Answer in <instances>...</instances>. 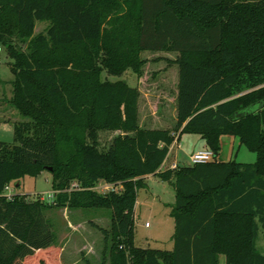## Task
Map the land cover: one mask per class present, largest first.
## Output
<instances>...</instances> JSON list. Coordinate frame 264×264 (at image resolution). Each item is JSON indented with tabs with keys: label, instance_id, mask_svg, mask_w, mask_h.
<instances>
[{
	"label": "trees",
	"instance_id": "trees-1",
	"mask_svg": "<svg viewBox=\"0 0 264 264\" xmlns=\"http://www.w3.org/2000/svg\"><path fill=\"white\" fill-rule=\"evenodd\" d=\"M0 45L18 114L13 143L0 141V264H62L44 215L57 208L112 211L108 264H264V0H0ZM148 51L176 54L172 128L142 127L138 88L101 78L140 76ZM101 131L117 132L107 149ZM177 133L200 136L213 159L161 170ZM223 136L255 162L219 160ZM45 170L52 198L7 195ZM147 175L175 189L169 251L134 243ZM101 180L115 189L96 191Z\"/></svg>",
	"mask_w": 264,
	"mask_h": 264
},
{
	"label": "rangeland",
	"instance_id": "rangeland-1",
	"mask_svg": "<svg viewBox=\"0 0 264 264\" xmlns=\"http://www.w3.org/2000/svg\"><path fill=\"white\" fill-rule=\"evenodd\" d=\"M47 21H36L34 34L44 32ZM146 59L142 74L139 76L128 69L120 76H112L106 71L101 73L105 80H125L129 86L137 87L139 98V123L147 128H172L175 124V88L177 66L173 52H143ZM9 57L5 51L0 54V141L13 143L12 119L18 117L9 99L12 97L13 74L10 71ZM14 115V116H13ZM3 117V118H2ZM21 117L19 116V119ZM117 135L115 131L99 132L98 147L107 149ZM196 135L184 134L179 149L186 155L181 164L189 162L188 151L192 148ZM193 140V141H192ZM192 145V146H191ZM178 150L176 146L174 151ZM219 159L235 160L242 163H254L256 153L239 144L237 138H222ZM18 183V185H16ZM146 185L137 190V202L134 209V243L141 247H150L169 251L172 247L174 219L171 205L175 200V189L166 181L152 175L145 179ZM9 190L14 194H24L28 201L36 198L47 199L51 191V173L43 171L36 178L25 176L12 181ZM94 189L106 193L115 189L112 183L99 181ZM112 211L109 209H70L57 208L44 212L55 232V243L62 248L63 260L67 264H108V248L100 228L110 229ZM148 223L149 226H145ZM257 246L264 253V230L261 231ZM219 264H225L220 255ZM219 257V258H220Z\"/></svg>",
	"mask_w": 264,
	"mask_h": 264
},
{
	"label": "crops",
	"instance_id": "crops-1",
	"mask_svg": "<svg viewBox=\"0 0 264 264\" xmlns=\"http://www.w3.org/2000/svg\"><path fill=\"white\" fill-rule=\"evenodd\" d=\"M13 80V79H12ZM11 80V81H12ZM2 115V114H1ZM1 115H0V118H1ZM14 116V115H13ZM3 118V117H2ZM5 119H8L9 121H14V120H17L18 119V117H12V119H9V118H5ZM175 119V118H174ZM184 134H186V133H184ZM184 134H181L180 136H179V133H177L176 135V138H175V140L173 141V143L170 145V147H169V151H168V154H167V157L165 158V160H164V162H163V164L161 165V167H160V169L161 170H164V169H167V168H169L170 167V165L171 164H176V165H191L190 164V162H188V163H186V164H181L180 163V160L181 159H183V157L186 155L185 153H183L182 152V150H180L179 149V144H180V141H181V137L184 135ZM197 136V135H196ZM178 137V138H177ZM223 137H226V136H223ZM222 137V138H223ZM228 137V136H227ZM194 141H195V139H193ZM192 140V141H193ZM193 145L194 146H192V148H190V150H187L188 151V155H187V158L189 159V156L192 154V153H194L195 151H198V150H201V149H204V148H206V144H205V141L200 137V136H197V139H196V141L195 142H193ZM178 147V150H175L174 151V149H175V147ZM219 157V156H218ZM219 159V158H218ZM219 160H221V159H219ZM41 174H42V172H41ZM40 174V175H41ZM39 175V176H40ZM152 175H147V176H145V179L146 178H149V177H151ZM10 194H14V192L11 190V192H10ZM136 202H137V200H136ZM136 204V203H135ZM134 209H135V207H134ZM264 229L263 228H259V231H258V235H257V238H256V241H255V245H256V248L259 250V248H258V246H257V242H258V239H259V236H260V233H261V231H263ZM172 239V238H171ZM59 246V245H58ZM172 246H173V241H172ZM172 248V247H171ZM62 248H60V259H61V263L62 264H67V263H65L64 262V260H63V255H62ZM260 251V250H259ZM261 252V251H260ZM262 253V252H261ZM262 254H264V253H262ZM220 257V256H219ZM219 261H221V257L219 258Z\"/></svg>",
	"mask_w": 264,
	"mask_h": 264
},
{
	"label": "built area",
	"instance_id": "built-area-1",
	"mask_svg": "<svg viewBox=\"0 0 264 264\" xmlns=\"http://www.w3.org/2000/svg\"><path fill=\"white\" fill-rule=\"evenodd\" d=\"M2 52H3V47L0 45V54ZM212 159H213V152L211 151V149H209L207 147L204 149L195 151L194 153H192L189 156V162L191 165L205 163V162L211 161ZM176 166H177L176 164H171L169 168L174 169ZM5 191H6L7 195H10L11 190H9V186L5 187ZM53 194L54 193L51 190L47 199L52 198ZM41 199H43V198H41ZM145 226H149V224L146 223Z\"/></svg>",
	"mask_w": 264,
	"mask_h": 264
},
{
	"label": "water",
	"instance_id": "water-1",
	"mask_svg": "<svg viewBox=\"0 0 264 264\" xmlns=\"http://www.w3.org/2000/svg\"><path fill=\"white\" fill-rule=\"evenodd\" d=\"M263 104H264V103H263ZM49 170H50V168H49ZM16 185H18V183H17Z\"/></svg>",
	"mask_w": 264,
	"mask_h": 264
}]
</instances>
